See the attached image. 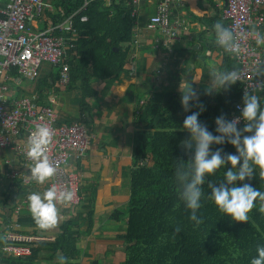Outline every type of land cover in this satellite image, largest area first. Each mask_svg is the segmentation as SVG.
I'll return each mask as SVG.
<instances>
[{"label": "trees", "instance_id": "obj_1", "mask_svg": "<svg viewBox=\"0 0 264 264\" xmlns=\"http://www.w3.org/2000/svg\"><path fill=\"white\" fill-rule=\"evenodd\" d=\"M86 2V10L74 16L77 35L69 40L70 47L63 60L70 71L67 88L70 92L81 93L84 100L98 96L97 85L100 83L119 79L127 73L132 56L130 46L134 42L133 6L127 0H52L56 11L50 13L47 9L45 18L53 24L62 23ZM82 16L88 17L87 22L81 21ZM207 45L213 47L211 42ZM11 76L18 77V72L12 71ZM57 80L58 75L52 81L55 83ZM38 82L40 103L43 93L52 86L49 78L39 79ZM196 93L198 100L190 101L187 111L181 106L179 89L176 93L154 95L144 107L148 125L138 133V145L132 157L123 264H250L256 246L264 244V214L258 211L259 201L249 213V221L237 223L219 213L214 204L206 199L210 194L207 184L210 181L219 183L230 165L226 164L214 175L205 178L202 186L205 196L199 209L204 223L199 227H194L189 221V211L178 200L174 183L176 163L188 161L182 157L179 148L181 141L188 136L187 132L180 130L183 120L203 105L204 111L198 119L216 135L215 119L223 115L230 120L234 104L241 99L238 83L231 85L227 91L212 95H206L205 91ZM210 148L213 152L222 148V154H234L236 151L228 143ZM241 183L264 191V181L260 180L258 171L251 179L237 182V186ZM93 215V212H88L86 216L90 220L88 233H91L94 224ZM121 215L123 212L117 210L112 218L119 219ZM18 222L27 223L23 218ZM176 226L181 231L173 236ZM80 234L77 225L69 220L63 224L62 234L52 245L40 243L28 258H3L0 255V263L33 264L41 248L49 247L54 253L60 252L67 257L68 264H77L81 253L77 246Z\"/></svg>", "mask_w": 264, "mask_h": 264}, {"label": "crops", "instance_id": "obj_2", "mask_svg": "<svg viewBox=\"0 0 264 264\" xmlns=\"http://www.w3.org/2000/svg\"><path fill=\"white\" fill-rule=\"evenodd\" d=\"M7 2L0 0V7ZM156 5V1H145L139 6L140 14L134 18V42L130 46L132 56L127 73L97 85V97L84 100L76 91L65 95L58 92L55 86H62L59 80L55 83L52 80L59 76V68L57 75L49 72L41 78H49L52 87L46 89L39 104L55 107L60 123L86 125L90 135L86 156L73 160L67 169L79 177L82 203L78 207L58 205L59 223L47 231L39 230L31 223L33 219L26 198L33 191H45L51 181L39 185L25 179L30 172L24 159L11 149H0V237L9 226L23 218L27 223L22 224L21 232L42 238L34 245L36 250L40 243L52 245L62 234L63 224L72 220L81 233L77 243L81 251L77 264L125 262L123 235L129 220L126 210L130 200L132 157L138 145L137 135L148 125L144 107L154 95L176 93L184 80L190 82L196 92L205 91L212 68L239 70L234 57L214 41L212 25L218 20L223 21L222 0H181L180 6L172 8V18L179 32L172 42L159 29L151 31L147 28L148 20L156 13ZM48 11L55 13L56 9L52 6ZM223 23L228 26L226 20ZM36 24L48 28L53 22L44 18ZM261 32H264V24ZM35 96L37 90L31 95H9L16 98L14 100ZM260 96L264 106V95ZM141 101L146 104L141 106ZM117 210L123 215L114 219L112 215ZM88 212L94 213L91 233H88ZM2 243L3 239H0V248ZM58 254L61 253L42 247L33 264H56Z\"/></svg>", "mask_w": 264, "mask_h": 264}, {"label": "built area", "instance_id": "obj_3", "mask_svg": "<svg viewBox=\"0 0 264 264\" xmlns=\"http://www.w3.org/2000/svg\"><path fill=\"white\" fill-rule=\"evenodd\" d=\"M120 1V0H117ZM156 1V13L148 20L147 28L151 31L159 29L170 42L178 38V26L172 18V8L181 4V0H127L133 6L132 17L140 14L139 6L143 2ZM87 2L75 14L59 24L48 28H39L37 22H43L47 9L52 8V0H8L0 7V149H11L14 154L24 159L27 166L31 161L26 156L27 139L38 124L49 126L53 130V140L49 146V156L56 167V175L51 179L60 189L74 192L69 207H78L82 203L79 177L68 172L73 160L83 159L90 145V135L80 122L60 123L57 111L50 105H40L38 97H23L9 100L7 84L19 85L21 80L37 82L44 64L60 69L59 83L62 87L70 84L69 67L63 64L69 46V40L77 35L74 27V16L86 10ZM264 0H222L223 19L236 33H243L250 25L258 30L264 24ZM82 16L81 21L87 22ZM70 35V37H68ZM246 49L239 57H234L241 73V99L234 104L230 120L240 115L242 97L247 90L264 95V89L255 85L264 77L255 76L257 61H264V46H256L250 37L242 41ZM230 54V53H228ZM232 55V54H230ZM233 56V55H232ZM12 71L18 77H12ZM134 73V69H131ZM146 101H141L143 106ZM241 120L237 127L244 126ZM2 161L0 158V166ZM19 222L9 226L4 233L1 257H31L41 237L21 232ZM1 264V263H0Z\"/></svg>", "mask_w": 264, "mask_h": 264}, {"label": "clouds", "instance_id": "obj_4", "mask_svg": "<svg viewBox=\"0 0 264 264\" xmlns=\"http://www.w3.org/2000/svg\"><path fill=\"white\" fill-rule=\"evenodd\" d=\"M215 44L233 57H239L246 49L242 41L249 37L255 41L256 46L264 45V32L258 30L253 24L243 33H236L231 27L225 26L222 21H216L212 25ZM255 76L264 77V61H257ZM241 73L238 70L210 71V81L205 89L206 95L227 91L231 85L240 81ZM198 81V80H193ZM264 89V80L256 85ZM179 92L181 106L187 111L190 101L198 100V96L192 84L186 80L180 82ZM199 111L193 112L183 120L181 131L188 133L183 140L182 147L186 153H191L193 158L187 162L176 163L174 172L175 190L178 200L189 211L188 219L194 227L204 223L199 209L201 199L205 196L203 185L205 178L214 175L226 164L229 169L223 174L219 183L210 181L207 186L210 194L206 199L216 207L217 211L233 222L246 223L249 221V213L256 207L259 201V213L264 214V191L253 187L248 183H241L245 179H251L258 171L259 178L264 181V106L261 104V96L245 91L242 97L240 115L232 120H227L223 115L215 119V132L213 135L205 124L199 121V116L204 111L203 105H199ZM243 120V128L237 125ZM53 140V130L44 124H38L27 139L26 156L31 161L28 166L30 175L25 179L43 185L50 182L56 175V167L49 156V146ZM193 143L195 145L193 152ZM230 144L235 148V153L222 154L223 149L217 148L214 152L212 145ZM74 192L69 189H60L55 183L43 192L33 191L27 198L28 211L32 219L41 231L54 228L61 219L58 205H67L74 198ZM181 228L176 226L173 236L180 233ZM6 239V237H0ZM56 264H68V259L63 254L57 255ZM250 264H264V244H258L255 255Z\"/></svg>", "mask_w": 264, "mask_h": 264}, {"label": "rangeland", "instance_id": "obj_5", "mask_svg": "<svg viewBox=\"0 0 264 264\" xmlns=\"http://www.w3.org/2000/svg\"><path fill=\"white\" fill-rule=\"evenodd\" d=\"M39 28H43V26L40 25ZM49 72L53 73L54 75H57L58 69L50 64H44L40 70V79L44 78ZM7 87L9 89V95L12 93H14V95H18L19 93L21 95L23 94L31 95L32 93H35L36 90H38L39 82L38 81L31 82V81L22 79L20 86H17L16 84H7ZM55 89L58 90V92L60 91L64 95L71 94V92L69 91L67 87H60L59 85H56ZM14 99L16 98H11V97L9 98V100H14ZM84 126L86 127V125ZM127 212L128 211L126 210V215L128 216Z\"/></svg>", "mask_w": 264, "mask_h": 264}, {"label": "water", "instance_id": "obj_6", "mask_svg": "<svg viewBox=\"0 0 264 264\" xmlns=\"http://www.w3.org/2000/svg\"><path fill=\"white\" fill-rule=\"evenodd\" d=\"M182 142H183V141H181V143L179 144V148H180V151H181V153H182V157H186L187 160L189 161L190 159L193 158V156H192L191 153H186V152H185L184 148L182 147ZM194 148H195V145H194V143H193V152H194Z\"/></svg>", "mask_w": 264, "mask_h": 264}]
</instances>
